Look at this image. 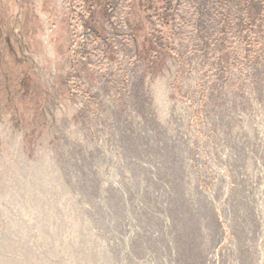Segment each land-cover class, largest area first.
<instances>
[{"label": "rangeland", "instance_id": "rangeland-1", "mask_svg": "<svg viewBox=\"0 0 264 264\" xmlns=\"http://www.w3.org/2000/svg\"><path fill=\"white\" fill-rule=\"evenodd\" d=\"M0 264H264V0H0Z\"/></svg>", "mask_w": 264, "mask_h": 264}]
</instances>
